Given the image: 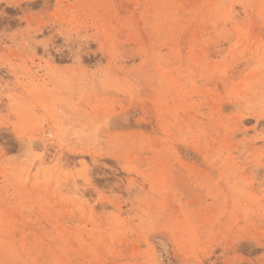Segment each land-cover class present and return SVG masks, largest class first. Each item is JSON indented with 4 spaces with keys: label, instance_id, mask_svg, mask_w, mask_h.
I'll list each match as a JSON object with an SVG mask.
<instances>
[{
    "label": "rangeland",
    "instance_id": "1",
    "mask_svg": "<svg viewBox=\"0 0 264 264\" xmlns=\"http://www.w3.org/2000/svg\"><path fill=\"white\" fill-rule=\"evenodd\" d=\"M0 264H264V0H0Z\"/></svg>",
    "mask_w": 264,
    "mask_h": 264
}]
</instances>
